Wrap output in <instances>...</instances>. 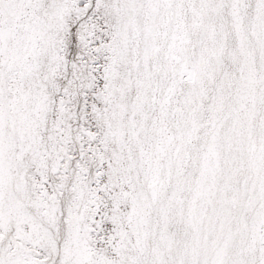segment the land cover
Wrapping results in <instances>:
<instances>
[{
    "label": "snow or ice",
    "instance_id": "1",
    "mask_svg": "<svg viewBox=\"0 0 264 264\" xmlns=\"http://www.w3.org/2000/svg\"><path fill=\"white\" fill-rule=\"evenodd\" d=\"M0 264H264V0H0Z\"/></svg>",
    "mask_w": 264,
    "mask_h": 264
}]
</instances>
